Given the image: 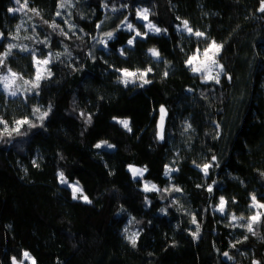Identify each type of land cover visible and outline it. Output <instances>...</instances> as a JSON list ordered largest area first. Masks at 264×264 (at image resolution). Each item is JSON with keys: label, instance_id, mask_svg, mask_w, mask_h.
<instances>
[{"label": "trees", "instance_id": "trees-1", "mask_svg": "<svg viewBox=\"0 0 264 264\" xmlns=\"http://www.w3.org/2000/svg\"><path fill=\"white\" fill-rule=\"evenodd\" d=\"M27 4L38 47L56 57L51 76L25 103L11 101L1 113L8 122L31 119L37 126L0 134V202L21 221L0 212V264H12L13 257L21 262L29 251L36 264H264V216L253 225L255 234L243 226L255 212L264 213L251 207L253 195L264 203V0ZM17 5L0 0V56L21 25V13L8 11ZM140 8L149 10L159 34L138 20ZM125 21L147 38L128 45L135 33ZM183 21L206 39L181 33ZM213 40L223 45L219 83L186 65L196 48ZM153 48L159 57L151 55ZM22 49L16 45L0 71L34 76L33 53ZM147 68L151 82L143 87L125 86L117 71ZM43 112L48 115L41 120ZM120 120H128L131 131ZM103 141L115 149L95 147ZM205 164L212 165L208 175ZM129 166L147 168L143 179H133ZM166 167L174 170L170 177ZM60 173L78 182L91 203L73 199ZM145 181L160 191L144 192ZM220 197L227 201L223 213ZM233 214L245 219L233 221ZM129 227L139 233L135 247L124 231Z\"/></svg>", "mask_w": 264, "mask_h": 264}, {"label": "snow or ice", "instance_id": "snow-or-ice-1", "mask_svg": "<svg viewBox=\"0 0 264 264\" xmlns=\"http://www.w3.org/2000/svg\"><path fill=\"white\" fill-rule=\"evenodd\" d=\"M15 3L20 5V7L19 8H9L8 9L9 12H21L27 8V0H24L23 4L21 3V0H15ZM68 3L70 4L71 0H68ZM64 6H65V4L62 2L60 7L63 8ZM260 10L264 11V7H262ZM33 11H35V10L33 9ZM113 11H115V9H113ZM36 14L39 15L38 12H36ZM59 15H60V12H57V16H59ZM148 17H149V10L147 8L137 10V18L146 22L143 26L146 27L149 32L159 34L162 30L159 27H157L155 24L150 22ZM182 23H183V29H182L183 31H187V33L189 35H193L197 38H205L206 39L204 33L200 32V31H193V29L189 27L187 21H183ZM125 24L127 25V29L129 31H133L135 33V35H133L130 39H128V41H127L128 45H133L134 42L136 41L137 37L147 38V33L142 34L140 31L135 29L131 23H128L127 21H125ZM50 26L53 29H56L59 27V25H57L55 22H53ZM20 27H22V25L18 26V29H17L18 31H19ZM69 27H71V25ZM164 31H167V30H164ZM61 34L67 35V33H64L63 29H61ZM105 35L108 37L109 40H111L113 38L114 34L112 32H108ZM0 38H3V33H0ZM16 38H18V37H13V39H16ZM99 42L104 44L105 47L108 46L106 40L101 39ZM14 47H16V45L10 44L8 46V51L4 52L2 54V56H0V66H3V59L6 58L11 53V50ZM222 47H223V45L217 44V42L213 40L203 49V51H201L200 48H196L194 50L193 54L186 60V65L189 67L191 72H193L194 74L201 75V78L204 79L206 82L209 80H214L216 83H219L220 82L219 76H220V72L223 71V66L219 64L218 60L215 57H216V55L219 54ZM22 50L27 51L26 48L22 49ZM149 51H150L151 55L154 57H159V55H160L159 51L155 48L150 49ZM120 52L122 55L124 54L123 49H121ZM50 59H51L50 55L48 56V58H45V59H35V57H34L35 66H36V73H35L34 80H31V81L23 80V77H18L17 73L13 72L10 68H8L7 69V73H8L7 75H0V85H3V89L5 91H7L8 95H10V96H16L19 92L20 86H16L15 88H13V85H15L17 78L23 80V84L25 86L30 85V88L27 89L29 91L31 89L39 88L40 81L42 79L46 78L42 73H46L47 76H49V77L51 76L50 70H48L46 67L45 68L40 67L41 65H44V66L48 65L50 63ZM216 69H219V71H216ZM117 71L121 72V82L123 84H125V86H127V84H129V83H136L137 80L142 81V83L140 84L141 87H143L144 84H148L151 82L148 79H145V77L148 75V73H150L152 71L151 68H147L144 71H140V70L129 71L127 69H124V70L118 69ZM214 71H215V75H213ZM165 75H167V73H165ZM165 111L166 110L163 107H161L160 112L162 115L160 118V127H161L160 139H163L162 131H163V122H164ZM38 112H40L39 108L34 109V113H38ZM47 115H48V112H43L39 116V119L43 120L45 117H47ZM81 115H83V113H81ZM87 122H89V123L91 122L90 116L87 118ZM118 123H120L128 131H131V128L129 127V121L120 120V121H118ZM0 124L4 125V134H7L9 136L12 134V132L19 133L20 132V126H22V125L27 124L29 127H36L37 126L36 124L32 123L28 119L16 121L15 127L12 129H9L6 121L0 120ZM105 146L108 148L114 147L111 144H107V142L98 143L95 145L96 148H102ZM211 166H212L211 164H205L203 166V168L201 170L204 172L205 175H208V169ZM197 167H199V165ZM129 171L131 172L133 179H136L137 177H140L141 179H143L144 173L147 172V168L140 169V168L129 166ZM172 171H173V169L166 167L164 175L170 177V174ZM59 179H60L61 183L68 184V186L72 189L73 199H76L77 193H79L80 198H82L85 202L91 203V201L88 199V197L86 195H83V189L79 187L78 182H76L75 184L69 183L67 181V179L64 177L63 173L59 174ZM142 190L144 192L160 191V189L157 188V186L155 184H150L149 182H144ZM164 191H168V189H165ZM175 191L179 192L180 189L176 188ZM208 191L209 192L212 191L211 186L208 188ZM145 199L147 200V197ZM251 199H252L251 207L253 209H256V208L264 209V203H260L259 201H257V198L255 195H253L251 197ZM226 203H227V201H225V199L223 197H220L218 211L223 213L225 211ZM262 216H264V213H261L259 211L255 212L253 215L248 217L247 224L243 225V226L246 227L249 232H252L253 234H255V230H254L253 225L255 223H259ZM237 219L244 220L245 217H243V216L237 217L235 214H233L232 220L236 221ZM192 222L194 224L196 223L195 217H193ZM124 231H125V233H128L127 228H125ZM196 235H198V232L194 233V236H196ZM138 236H139L138 232H132L130 235L127 236V239L129 240V242L132 244L133 247L136 246ZM245 239H247V237H245ZM225 255L227 256V253H225ZM23 259L24 260H30L31 264H35V260L30 256V254L28 252L23 253ZM12 264H17V260L15 257L12 258ZM20 264H23V261H21ZM256 264H258V262H256Z\"/></svg>", "mask_w": 264, "mask_h": 264}, {"label": "rangeland", "instance_id": "rangeland-1", "mask_svg": "<svg viewBox=\"0 0 264 264\" xmlns=\"http://www.w3.org/2000/svg\"><path fill=\"white\" fill-rule=\"evenodd\" d=\"M23 4V3H22ZM20 7V5H17V8H19ZM263 7H264V5H263ZM140 9H143V8H140ZM31 11H32V9L30 8V6L27 4V8L26 9H24L23 11H21V12H19V13H21V15L23 16L22 17V19H21V25H22V27H20L19 28V31H17L14 35H13V37H18V38H16V39H14L13 40V38L12 39H10L9 40V42H8V46L10 45V44H12V45H19L20 46V48L22 47H24V48H26V49H28V51H30V52H32L33 53V56L35 57V59H45V58H48V56L50 55L51 56V59H50V63L48 64V65H46V66H44V65H41L40 67L41 68H47L48 70H49V66H50V64H51V62H52V60H53V58H55L56 57V55L55 54H53V52H51V53H48V55H45L44 54V50L43 51H41V49L38 47V44H39V41H38V39H39V36L37 35V34H35L33 31H34V29H35V21H34V19H33V17H32V15H31ZM65 16V17H64ZM63 19L65 20V21H67L68 22V19L66 18L67 17V14L66 13H64V15H63ZM148 19H149V17H148ZM140 22H142L143 23V25L146 23L145 21H142L141 19H138ZM149 21H150V19H149ZM128 23H130L129 21H127ZM151 22V21H150ZM135 29H137V30H139L137 27H135V26H133ZM124 28L125 29H127V25L125 24V26H124ZM145 29L147 30V32H149L148 31V29L145 27ZM180 32L181 33H183V34H185V35H187V36H190L188 33H187V31H183L182 29H183V26H181L180 28ZM36 30V29H35ZM128 30V29H127ZM149 33H153V32H149ZM0 39H2V38H0ZM210 42H208L206 45H203V47H202V49H201V51H203V49L209 44ZM219 54H220V52H219ZM219 54L218 55H216V59L218 60V62H219V59H218V57H219ZM202 58V57H201ZM34 64H35V60H34ZM219 64H220V62H219ZM221 65V64H220ZM13 71V70H12ZM216 71H219V69H216ZM14 72V71H13ZM16 73V72H15ZM35 73H36V66H35ZM223 73H224V69H223V71L222 72H220V76H219V80H220V78L222 77V75H223ZM8 73H7V69H3V70H1L0 71V75H7ZM18 74V73H17ZM45 77L47 76V74L46 73H42ZM213 75H215V71H214V73H213ZM18 77H23L22 75H20V74H18ZM34 77H35V74H34V76H32V77H23V80H29V81H31V80H34ZM23 80H21V79H19V78H17L16 79V83H15V85H13V88H15L16 86H20V89H19V92H18V94L16 95V96H10V95H8V92L7 91H5L4 89H3V85H0V120H3V121H6L7 122V125H8V127H9V129H12V128H14L15 127V122L13 121V122H8L7 120H5L4 118H3V116H2V112H4V113H6L7 112V109H9V108H7L8 106H10L11 105V101H13L15 104H17L18 105V107H21L24 103H25V101H26V99H27V96L29 95V93H31L32 91H34V90H36V89H31L30 91L29 90H27L28 88H30V85H28V86H25L24 84H23ZM43 81V79L40 81V83ZM209 81H214V80H209ZM215 82V81H214ZM136 83H142V81L141 80H137V82ZM31 120V119H30ZM29 120V121H30ZM128 121V120H127ZM23 126V125H22ZM22 126H20V129L22 128ZM129 127H130V122H129ZM0 134H4V125L3 124H0ZM160 134H161V130H160ZM163 135V134H162ZM103 142H105V141H103ZM103 142H101V143H103ZM107 144H110V143H108L107 142ZM112 145V144H111ZM114 146V145H113ZM102 148H104V149H108V150H113V149H115V146L114 147H112V148H108V147H102ZM172 169V168H171ZM174 172V170L171 172V174ZM171 174H170V176H171ZM138 179H141L140 177H137ZM136 178V179H137ZM145 182H148V181H145ZM150 184H153V183H151V182H149ZM157 188H158V186H157ZM151 192H154V191H151ZM80 196V194L79 193H77V196ZM0 212L4 215V216H6V217H8L14 224H21V221H20V219H19V217L16 215V213L14 212V210L7 204V203H3V202H0ZM128 229V233H127V235H130L132 232H135L134 230H132L130 227L129 228H127ZM29 254H30V256L35 260V264H36V261H37V259H36V256L31 252V251H29L28 252ZM23 261V264H31V261L30 260H22ZM17 264H20V262H18L17 261Z\"/></svg>", "mask_w": 264, "mask_h": 264}]
</instances>
